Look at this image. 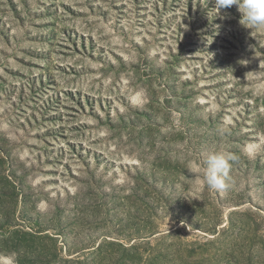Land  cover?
I'll return each mask as SVG.
<instances>
[{
  "label": "rangeland",
  "instance_id": "obj_1",
  "mask_svg": "<svg viewBox=\"0 0 264 264\" xmlns=\"http://www.w3.org/2000/svg\"><path fill=\"white\" fill-rule=\"evenodd\" d=\"M214 8L0 0V256L264 264V27Z\"/></svg>",
  "mask_w": 264,
  "mask_h": 264
},
{
  "label": "clouds",
  "instance_id": "obj_2",
  "mask_svg": "<svg viewBox=\"0 0 264 264\" xmlns=\"http://www.w3.org/2000/svg\"><path fill=\"white\" fill-rule=\"evenodd\" d=\"M236 6L246 24L264 27V0H215L216 10ZM204 181L210 191L224 192L228 175L229 161L219 153H208L203 158ZM197 179H199L197 177ZM0 264H14L13 256H0Z\"/></svg>",
  "mask_w": 264,
  "mask_h": 264
}]
</instances>
